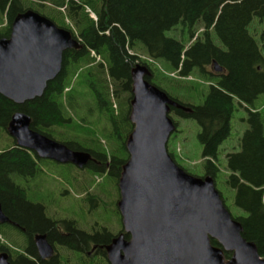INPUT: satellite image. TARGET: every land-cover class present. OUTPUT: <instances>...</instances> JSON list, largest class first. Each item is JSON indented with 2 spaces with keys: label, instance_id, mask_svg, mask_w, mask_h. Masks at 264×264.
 <instances>
[{
  "label": "trees",
  "instance_id": "16d2710c",
  "mask_svg": "<svg viewBox=\"0 0 264 264\" xmlns=\"http://www.w3.org/2000/svg\"><path fill=\"white\" fill-rule=\"evenodd\" d=\"M27 10L68 30L81 47L63 53L62 69L42 97L15 105L0 95V134L8 140L0 154V204L11 222L33 235L48 233L56 218L33 196L38 188L28 186L46 162L36 163L8 138L12 115L25 113L32 130L89 153L91 178H106L116 188L133 128L131 70L140 64L151 73L148 82L189 109H171L170 118L176 127L178 118L199 125L203 175L214 179L229 212L218 183L232 192L233 205L243 214H230L264 259V107L256 105L264 94V0H0V38L9 37L12 20ZM171 30L176 37L167 36ZM193 95L203 99L200 105L189 100ZM235 102L246 112L249 127L238 150L225 154L220 177L217 156L230 136ZM93 114L103 121L104 147L90 127ZM167 151L176 163L168 144ZM67 166L58 178L75 188L76 172ZM91 178L81 184L85 199L114 207L104 200L106 190L87 192Z\"/></svg>",
  "mask_w": 264,
  "mask_h": 264
},
{
  "label": "water",
  "instance_id": "95a60500",
  "mask_svg": "<svg viewBox=\"0 0 264 264\" xmlns=\"http://www.w3.org/2000/svg\"><path fill=\"white\" fill-rule=\"evenodd\" d=\"M80 47L68 30L37 12L16 15L9 37L0 38V95L15 105L42 97L62 69L63 53ZM150 76L140 64L131 70L133 128L125 141L128 159L117 181L122 232L105 247L108 263L264 264L255 244L243 238L242 226L225 207L214 179L188 174L168 154L169 138L177 130L171 109H189L148 82ZM6 132L16 147L39 159L78 169L92 161L89 153L32 130L25 113L13 114ZM5 223L10 220L0 204V224ZM34 239L40 257H49L52 248L46 235ZM0 264H10L6 253H0Z\"/></svg>",
  "mask_w": 264,
  "mask_h": 264
},
{
  "label": "rangeland",
  "instance_id": "374dc122",
  "mask_svg": "<svg viewBox=\"0 0 264 264\" xmlns=\"http://www.w3.org/2000/svg\"><path fill=\"white\" fill-rule=\"evenodd\" d=\"M167 36H174L175 31L171 30L167 32ZM187 87L190 85L188 82ZM186 90H183V95ZM183 97V96H181ZM190 101L195 105H200L203 101L202 98H198L196 95L191 96ZM256 105L258 107H264V94L261 95L257 101ZM235 111L233 112V117L231 119V130L230 136L227 140H225L221 146L219 147L218 154V165L221 173L219 176H222L224 173L225 167V154L228 152H232L234 150H238V140L242 137L245 130L249 127L246 122V112L243 108H241L235 102ZM91 122L90 127L96 133H98L99 138H101V142L103 147L105 146L104 142L106 139L102 134L103 121L99 119L95 114L89 117ZM178 127L177 131L172 133L169 138L168 149L175 157L176 163L182 167L188 174L195 177H204L203 173V161L201 157L202 146L198 142L197 134L200 130L199 125L193 119H177ZM8 144L7 138H0V147ZM68 164H57L46 161V163H42L40 165L41 171L37 176H35L28 186L32 189L33 187H37L38 189H33L31 192L33 196H38L39 199H42L46 206L49 208L52 215L56 217L65 216L64 214H68L67 216H72L74 219H77L79 214L76 209L80 208V202H77L76 199L79 197L84 198L88 193H84V191L80 192L81 184H85V179L91 178V172L82 170L80 173H76L75 178H77L78 183H76L75 188L69 187L66 183L61 182V177L63 174L67 173ZM74 170V169H73ZM90 170V169H89ZM75 173V172H74ZM58 178V179H57ZM93 180L89 182L90 190L87 192H91L92 190L97 193L99 190H106V196H104V200L111 204H116L117 195L116 188L113 186V183L108 181L106 178H101L99 176H95L91 178ZM61 182V183H60ZM103 182V183H102ZM94 183V184H93ZM217 188L222 192L224 198H227L225 201L226 206L229 208L230 212L234 215L243 214V211L237 209L232 202V192L227 191L223 186L219 185ZM62 190L64 191L62 193ZM69 190V194L67 192ZM68 194V195H67ZM99 201V199H97ZM61 202V203H60ZM54 204V205H53ZM75 205V207L73 205ZM57 205H59L57 207ZM99 205V204H98ZM91 207V215L100 223L102 220H106L108 223V227L112 232L117 231V227L119 226L118 215L113 212V206L108 204V207L101 205L100 211L97 209V213L94 211V205L89 204ZM115 206V205H114ZM99 207V206H98ZM97 208V207H96ZM117 217V218H116ZM118 224V225H117ZM115 228V229H114ZM5 241L7 240L6 236H3Z\"/></svg>",
  "mask_w": 264,
  "mask_h": 264
},
{
  "label": "flooded vegetation",
  "instance_id": "af4514ba",
  "mask_svg": "<svg viewBox=\"0 0 264 264\" xmlns=\"http://www.w3.org/2000/svg\"><path fill=\"white\" fill-rule=\"evenodd\" d=\"M0 138L6 139V135L0 134ZM5 149L6 145L4 144L3 147H0V154ZM27 153L31 154L38 164L42 162L37 160L56 163L52 160L39 159L33 152L27 151ZM93 161L94 159L92 157L91 162ZM88 167L78 169L73 166V169L76 173H80L84 169L91 171ZM67 192L69 194V190ZM116 195L117 202L119 198L117 186ZM85 197H79L77 199L80 202V208L76 209L79 213L76 214L79 216L77 219H74L72 216H67L68 214H64L65 216L62 217H56L54 222L51 221L52 228L49 232L43 234L46 235V240L52 248V253L49 257L45 259L40 257L34 241L35 236L38 235L37 233L28 235L24 228L11 222L10 219V223L0 224V253H6L9 256L10 264H109L105 247L111 243L113 238L122 232L119 212L115 204L113 211L118 215L116 220H118L119 226L116 228V232H112L107 226L108 223L106 220H102L100 223L91 215L92 212L89 204L94 205V211L97 213V209L100 211V201L94 198L85 199ZM66 223L69 224L67 225ZM3 236L7 237L6 241ZM125 239H127L126 236Z\"/></svg>",
  "mask_w": 264,
  "mask_h": 264
}]
</instances>
